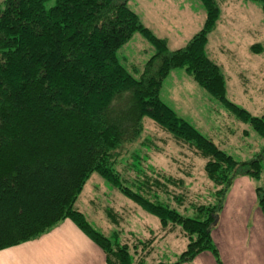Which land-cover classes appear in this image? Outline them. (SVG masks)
<instances>
[{"label":"trees","instance_id":"trees-1","mask_svg":"<svg viewBox=\"0 0 264 264\" xmlns=\"http://www.w3.org/2000/svg\"><path fill=\"white\" fill-rule=\"evenodd\" d=\"M49 1L0 5V251L70 220L104 253L106 264H143L152 252L150 242L131 252L128 244L93 229L74 207L96 173L156 217L165 233L187 239L173 264L191 262L203 252L217 256L211 229L225 195L237 177H264V145L252 159L236 161L160 97L168 75L184 70L264 140V115L253 116L226 97L225 76L207 56V35L219 19L216 0H200L206 12L202 30L173 51L142 24L130 6L134 0H53L47 7ZM246 1L259 3L264 12V0ZM135 34L149 43L153 55L140 71L130 72L117 53ZM251 52L261 54L263 48L253 45ZM145 117L204 160L212 189L208 202L187 203L194 218L170 206L186 205L184 197L168 193V185L185 188L181 177H143L131 181L132 190L116 168L124 147L140 138ZM257 197L264 216L262 187Z\"/></svg>","mask_w":264,"mask_h":264},{"label":"rangeland","instance_id":"rangeland-1","mask_svg":"<svg viewBox=\"0 0 264 264\" xmlns=\"http://www.w3.org/2000/svg\"><path fill=\"white\" fill-rule=\"evenodd\" d=\"M3 1L0 0V5ZM53 2L49 1L47 7ZM216 3L219 19L214 31L207 35L209 56L220 66L229 83L226 97L258 115L256 109L261 105L264 108V101H251L248 95L254 98V75L257 78L260 76V72L255 71L257 65L264 72V12L259 3L252 1L216 0ZM130 6L135 8L145 27L155 36L165 39L171 51L184 47L200 32L206 18L200 0H134ZM257 44L261 45L263 52L256 55L251 52V47ZM152 55L153 48L139 34H135L117 53L121 64L130 72L133 68L140 71ZM243 90L248 91V95ZM160 97L179 118L197 130L203 129L204 134L210 135L220 149L236 161H248L261 152L262 138L209 96L184 70L177 69L168 75ZM142 124L140 138L126 145L121 152L117 170L132 190L136 188L131 186V181L143 177L150 180L155 176L168 177L166 174L181 177L185 188L168 185V193L184 197L186 205L181 208L173 204L170 206L181 215L194 218L195 212L187 208V203L202 205L208 202L212 189L203 171L204 160L193 156L185 145L176 142L149 118H143ZM240 128L250 131V136L239 139ZM228 130L235 135L224 146L222 140L230 135ZM250 151L255 152L253 157ZM74 207L93 229L113 242L128 244L131 252V247H137L139 252L144 243L151 244L152 252L143 264H173L186 248L187 239L184 236L179 232L165 233L156 217L145 212L96 173L86 180Z\"/></svg>","mask_w":264,"mask_h":264},{"label":"crops","instance_id":"crops-1","mask_svg":"<svg viewBox=\"0 0 264 264\" xmlns=\"http://www.w3.org/2000/svg\"><path fill=\"white\" fill-rule=\"evenodd\" d=\"M206 53L209 59L216 63L210 58L209 49H206ZM256 70L260 72V76L257 78L256 74L254 75L256 78V84L253 85L254 98L248 95V91H243L249 96V100L257 99L263 102L264 72L260 65H257ZM228 90L229 83L226 81V96ZM262 107L261 105L256 109L258 115L250 110L248 112L257 117L263 116ZM198 131L207 138L210 136L204 134L203 129ZM228 133L230 135L222 140L224 146L230 143L231 137L235 135L229 130ZM238 134L239 139L247 138L250 131L240 128ZM209 139L221 148L211 136ZM250 153L253 157L255 152ZM258 187H262L264 192V177L255 180L248 176H240L233 180L218 213L217 222L211 229L217 256L211 252H203L193 261L183 264H264V216L258 205ZM0 264H106V261L104 253L94 242L73 222L64 220L34 240L1 250Z\"/></svg>","mask_w":264,"mask_h":264}]
</instances>
